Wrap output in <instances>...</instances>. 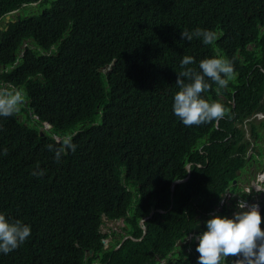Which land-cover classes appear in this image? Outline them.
<instances>
[{"label": "trees", "instance_id": "16d2710c", "mask_svg": "<svg viewBox=\"0 0 264 264\" xmlns=\"http://www.w3.org/2000/svg\"><path fill=\"white\" fill-rule=\"evenodd\" d=\"M13 10L21 23L0 30V81L36 87L56 102L47 109L55 116L51 134L87 129L72 137L75 151L46 133L31 154L14 146L15 125L0 134V212L31 225L23 245L0 253V264H197L196 237L209 214L223 200L232 204L230 214L235 195L256 199L240 185L261 161L247 157L250 142L239 125L264 114V0H0V16ZM214 25L225 36L212 45L180 35ZM26 38L31 46L19 57ZM105 40L121 47L107 74L99 69L112 61L96 58ZM184 55L196 68L215 55L233 62L228 87L217 92L213 84L203 93L228 109L218 125L185 126L170 98L153 101L144 88L138 63L162 58L175 66ZM87 58L97 61L96 71ZM250 130L264 141L263 120ZM56 150L61 155L51 162ZM151 212L143 236L140 222ZM105 217L122 219V231L104 232ZM125 236L132 238L121 244ZM221 264L240 261L230 256Z\"/></svg>", "mask_w": 264, "mask_h": 264}, {"label": "clouds", "instance_id": "9594fccd", "mask_svg": "<svg viewBox=\"0 0 264 264\" xmlns=\"http://www.w3.org/2000/svg\"><path fill=\"white\" fill-rule=\"evenodd\" d=\"M37 4L33 3V6ZM26 6L24 5V7ZM159 7L154 8V13L160 14L162 12ZM20 16L19 10L6 12L0 16V30L7 31L8 24L10 23H21ZM180 35L188 41L196 37L200 39L202 44L212 45L217 40V37H224L225 32L218 25H214L213 28L197 27L191 31L184 30L181 31ZM1 45L2 40L0 38ZM30 46L31 38L21 40L17 49L19 57H23L25 49H29ZM120 51L121 47L112 46L105 40L103 51L96 53V58L102 60L110 59L112 62L108 65H102L99 71L104 74L111 71ZM85 53L87 54L86 51ZM76 56L79 60H83L81 59V55L77 54ZM146 60L138 63L137 66L140 69L141 81L144 83V88L147 90L148 95L150 94L149 96L152 100L156 99L157 102L160 100V96H164L168 100L170 98L172 100L171 107L173 114L185 126L201 125L209 122H217L218 125L219 120L228 112L224 104L219 101L208 100L203 95V93L210 90L213 84L216 85V91L220 92L221 89L228 87L230 81L235 79L236 72L233 62L226 56L215 55L201 59L198 62V68L191 66L195 62L194 57L191 55H184L182 58L179 57V59L176 58L175 66H172L169 61L166 63L162 58L156 59L153 64H147ZM84 61L91 62L88 58ZM17 63L16 61L13 68L18 65ZM92 64L96 71L97 61H94ZM39 75L47 83L45 75L42 72H39ZM172 82L171 88H168ZM105 87L106 84L104 85V89ZM150 87H152L151 91L149 90ZM104 92L112 98L113 91L104 90ZM52 106L56 107L58 105L50 96L39 91L36 87L16 84L8 79L0 81V134L6 135L11 129L12 124L15 125L20 131L14 146L29 154L38 151L37 145L40 137H44L46 133L51 135L57 143L64 140V147L66 146V149L75 151L77 144L73 143L72 137L79 132L78 130H75L72 135L67 136L51 134L54 128L53 121L55 116L53 113H47V109ZM261 115L264 114L259 113L255 116ZM56 123L55 130L57 131L60 130L58 126L59 120H56ZM86 129L87 125L83 127L79 135L86 131ZM49 147L51 148L52 146L49 145ZM55 155L51 156V162L56 161L60 157L61 151L56 150ZM187 169L190 171V165L187 166ZM259 173L261 174L257 176L256 180L261 178L260 181H252L253 178L250 181L254 182L253 185L251 184L250 186V182L247 183V189L250 191L242 184L240 185L244 188L243 192L251 194L252 189L255 192L256 190H263L264 171H260ZM189 178L190 173L183 181H187ZM175 183L172 185V189ZM260 183L261 186L259 185ZM233 184L236 185L237 182L234 181ZM256 194H254L256 199L251 200V202L241 200L238 198V195H235L234 198L237 200V205L230 214L228 212L232 209V204L226 200H223L209 214L211 218L204 221L205 230L201 231L196 237L198 241L195 249L198 253L197 264H221L222 261H225L230 256L238 257L240 264H264V229L261 228L262 217L260 213L262 209L259 203L260 199ZM261 200L264 201L263 198ZM222 213H225V215H222ZM152 215L153 212L150 213L149 217L141 221L143 225L140 222L143 230L146 228L145 221ZM105 221L106 224L123 222L122 219L110 221L107 217H105ZM262 224H264V221ZM123 227L124 222L121 228ZM121 228L119 230L108 229L107 231L104 230V232H121ZM30 234V224L20 219L9 218L4 212H0V253L8 254L17 249L27 241ZM146 234L144 232L143 236H146ZM130 237L125 236L121 244ZM104 244L105 248H108L109 240L105 239ZM160 264L176 263L163 260Z\"/></svg>", "mask_w": 264, "mask_h": 264}, {"label": "rangeland", "instance_id": "374dc122", "mask_svg": "<svg viewBox=\"0 0 264 264\" xmlns=\"http://www.w3.org/2000/svg\"><path fill=\"white\" fill-rule=\"evenodd\" d=\"M264 121V115L261 116H254L253 119L247 120L243 126L239 125V128L243 129V132L246 136V138L249 140L250 142V146H248L249 151L247 154V157H250L252 155V153H255L257 158L260 159V163L259 164H255L252 165L250 167H248V170L251 171V173L253 174V180L255 181L257 176L261 173L260 172V168L263 166L264 164V157L262 155H259V152L262 151V154H264V141L263 139H257L255 137V135H253V133L250 130V124L251 122H255V124H259L260 121ZM262 133L264 134V131H262ZM261 150V151H260ZM261 179V178H260ZM260 179L256 180L260 181ZM251 184L253 185L254 182H250V186ZM246 189L248 187V184H242ZM261 186V183L259 184ZM263 190H256V192H258V198L261 200L262 198L264 199V185L262 186ZM251 189V188H250ZM248 190V189H247ZM250 191V190H248ZM123 226V222L119 221V222H111V223H107L106 226L104 227V230L107 231L108 229H112V230H119L121 227Z\"/></svg>", "mask_w": 264, "mask_h": 264}, {"label": "water", "instance_id": "95a60500", "mask_svg": "<svg viewBox=\"0 0 264 264\" xmlns=\"http://www.w3.org/2000/svg\"><path fill=\"white\" fill-rule=\"evenodd\" d=\"M141 225H143V222H141ZM144 232H145V234H146V228H144ZM125 239H126V238H125ZM125 239H124V240H125Z\"/></svg>", "mask_w": 264, "mask_h": 264}, {"label": "bare ground", "instance_id": "6f19581e", "mask_svg": "<svg viewBox=\"0 0 264 264\" xmlns=\"http://www.w3.org/2000/svg\"><path fill=\"white\" fill-rule=\"evenodd\" d=\"M245 140V139H244ZM247 140V139H246ZM243 143H244V141H243Z\"/></svg>", "mask_w": 264, "mask_h": 264}, {"label": "flooded vegetation", "instance_id": "af4514ba", "mask_svg": "<svg viewBox=\"0 0 264 264\" xmlns=\"http://www.w3.org/2000/svg\"><path fill=\"white\" fill-rule=\"evenodd\" d=\"M121 231H122V228H121Z\"/></svg>", "mask_w": 264, "mask_h": 264}]
</instances>
